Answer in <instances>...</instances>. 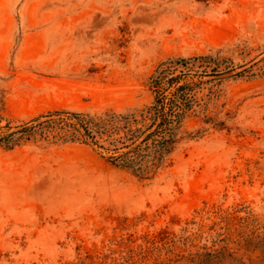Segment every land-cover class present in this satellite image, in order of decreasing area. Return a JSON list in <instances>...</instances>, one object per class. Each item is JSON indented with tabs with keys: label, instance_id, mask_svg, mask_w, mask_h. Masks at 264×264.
Segmentation results:
<instances>
[{
	"label": "rangeland",
	"instance_id": "1",
	"mask_svg": "<svg viewBox=\"0 0 264 264\" xmlns=\"http://www.w3.org/2000/svg\"><path fill=\"white\" fill-rule=\"evenodd\" d=\"M199 56L258 72L264 0H0V137L147 107L161 63ZM196 71L201 112L152 179L85 145H0V264H196L224 247L264 264V77Z\"/></svg>",
	"mask_w": 264,
	"mask_h": 264
},
{
	"label": "trees",
	"instance_id": "2",
	"mask_svg": "<svg viewBox=\"0 0 264 264\" xmlns=\"http://www.w3.org/2000/svg\"><path fill=\"white\" fill-rule=\"evenodd\" d=\"M260 62L264 63V57ZM198 78L256 79L264 77V64L258 72L243 69L235 72L233 63L225 73L212 56L169 59L161 63L150 78L152 103L142 109L108 112L102 116L88 113L55 111L0 137V145L13 149L21 142L43 140L54 144H80L91 147L112 166L127 170L142 179L154 178L169 162L182 140L186 119L200 106L198 87L206 82ZM212 68L211 71H208ZM225 78V77H224ZM211 122V118L206 117ZM247 248L259 249L248 241ZM264 255V247L262 249ZM196 264H248L237 252L226 247L214 253L199 254ZM253 264V262L249 263Z\"/></svg>",
	"mask_w": 264,
	"mask_h": 264
}]
</instances>
